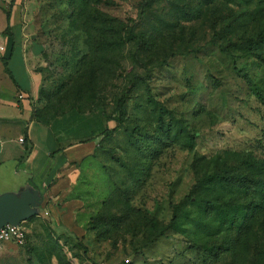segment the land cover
<instances>
[{
  "label": "rangeland",
  "instance_id": "1",
  "mask_svg": "<svg viewBox=\"0 0 264 264\" xmlns=\"http://www.w3.org/2000/svg\"><path fill=\"white\" fill-rule=\"evenodd\" d=\"M5 11L37 50L31 119L80 126L53 152L71 186L44 185L0 264H264V0H0ZM23 129L0 172L17 197L40 186Z\"/></svg>",
  "mask_w": 264,
  "mask_h": 264
},
{
  "label": "crops",
  "instance_id": "2",
  "mask_svg": "<svg viewBox=\"0 0 264 264\" xmlns=\"http://www.w3.org/2000/svg\"><path fill=\"white\" fill-rule=\"evenodd\" d=\"M10 25L12 36L4 35L3 37L6 19L5 14L1 12L0 47L3 49L0 50V55H2V57L7 56L11 44H13V51L10 58L7 60L6 69H4L3 66L1 67L2 69H0V140L4 141L6 149H2L1 152L0 172L3 175L6 173L8 176L11 175L12 156L7 149L13 146L14 137H19L25 127L27 139L31 143L30 154L27 156L26 162L29 163L30 167L34 166L36 172L38 171L39 173L37 183L40 186L34 185L37 188L33 187L31 191L34 192V196H37V193L43 192L44 185L47 184L46 188L49 186L47 193L52 192L54 196H57L60 187L68 189L71 186L73 173L68 166L63 163L62 157L57 160L55 166L53 152H58L59 149L55 137L48 130L46 125L36 123L31 119L34 99L31 98L30 95L28 98H24V96L28 95H24L23 92L27 91L28 93L33 91L36 84L34 73L31 72L30 63L36 58L35 53H37V50L34 45H28L25 42L23 33L13 28L11 20ZM6 72H9L11 76ZM55 154H60V151ZM51 172L52 174L54 173L53 181L48 178ZM8 176L1 177L0 179V196L7 194L17 195L14 190L8 187ZM36 209L37 205L32 207L31 211L33 212ZM20 223L22 224L23 222ZM7 244L8 243L4 245L3 252Z\"/></svg>",
  "mask_w": 264,
  "mask_h": 264
},
{
  "label": "water",
  "instance_id": "3",
  "mask_svg": "<svg viewBox=\"0 0 264 264\" xmlns=\"http://www.w3.org/2000/svg\"><path fill=\"white\" fill-rule=\"evenodd\" d=\"M33 193L26 190L19 197L8 194L0 196V227L6 223L18 224L33 214L31 208L39 203L38 196Z\"/></svg>",
  "mask_w": 264,
  "mask_h": 264
},
{
  "label": "trees",
  "instance_id": "4",
  "mask_svg": "<svg viewBox=\"0 0 264 264\" xmlns=\"http://www.w3.org/2000/svg\"><path fill=\"white\" fill-rule=\"evenodd\" d=\"M5 19H6V27L3 31V33H5L9 36H12L9 11H5ZM12 51H13V44H11V48H10L7 56L2 57V65L5 69H6L7 60L10 58ZM8 74H9V76H11V74L9 72H8ZM122 116H123V98L121 97L117 101V108L115 111V116L110 117V118H113L115 120L120 121L122 119ZM79 124H80L79 116L77 114L73 113L69 117V119H67L65 122L61 123L59 126H55V128L53 129L54 131L52 130L53 132L52 131L51 132L54 133L56 141L59 144L63 145V143L66 140L73 138L78 134V132H79L78 128L80 126ZM230 180H233V178H231Z\"/></svg>",
  "mask_w": 264,
  "mask_h": 264
},
{
  "label": "built area",
  "instance_id": "5",
  "mask_svg": "<svg viewBox=\"0 0 264 264\" xmlns=\"http://www.w3.org/2000/svg\"><path fill=\"white\" fill-rule=\"evenodd\" d=\"M3 48L0 47V50ZM20 142H23V138L19 139ZM25 239V230L21 223L10 224L6 223L0 227V257L3 252L4 245L9 242L14 243H23Z\"/></svg>",
  "mask_w": 264,
  "mask_h": 264
}]
</instances>
